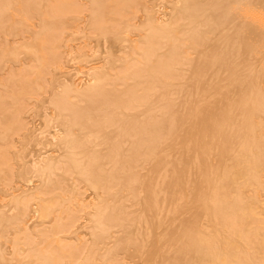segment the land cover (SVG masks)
<instances>
[{
  "label": "bare ground",
  "instance_id": "bare-ground-1",
  "mask_svg": "<svg viewBox=\"0 0 264 264\" xmlns=\"http://www.w3.org/2000/svg\"><path fill=\"white\" fill-rule=\"evenodd\" d=\"M0 264H264V0H0Z\"/></svg>",
  "mask_w": 264,
  "mask_h": 264
},
{
  "label": "rangeland",
  "instance_id": "rangeland-1",
  "mask_svg": "<svg viewBox=\"0 0 264 264\" xmlns=\"http://www.w3.org/2000/svg\"><path fill=\"white\" fill-rule=\"evenodd\" d=\"M83 74H80V75H78V77L76 78V82L77 83H79V84H81L82 83V81H83ZM24 96V98H25V104L27 105V106H31L32 105V101L31 100H29L28 98H27V95L26 94H24L23 95ZM29 100V101H28ZM26 109V108H25ZM22 115H23V113H22ZM37 118L34 116V115H30V116H28V121L29 122H33L34 120H36ZM31 120V121H30Z\"/></svg>",
  "mask_w": 264,
  "mask_h": 264
}]
</instances>
